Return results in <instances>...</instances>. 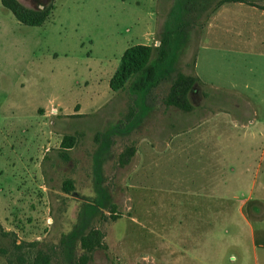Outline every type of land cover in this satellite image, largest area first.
Wrapping results in <instances>:
<instances>
[{
  "label": "rangeland",
  "instance_id": "374dc122",
  "mask_svg": "<svg viewBox=\"0 0 264 264\" xmlns=\"http://www.w3.org/2000/svg\"><path fill=\"white\" fill-rule=\"evenodd\" d=\"M16 1L48 16L0 3V264H264V0ZM168 17L200 22L197 40L148 90L110 91Z\"/></svg>",
  "mask_w": 264,
  "mask_h": 264
},
{
  "label": "trees",
  "instance_id": "16d2710c",
  "mask_svg": "<svg viewBox=\"0 0 264 264\" xmlns=\"http://www.w3.org/2000/svg\"><path fill=\"white\" fill-rule=\"evenodd\" d=\"M0 3L19 23L25 26H40L48 16V10L41 13L29 11L21 6L16 0H0ZM225 3H241V0H220L217 2V5L221 6ZM172 23L173 19L170 17L165 20L162 29L156 35L157 45L150 46L135 44L124 50L119 59L118 67L109 80L108 86L110 91L113 93H119L126 87H129L130 90L136 93L148 90L151 86H154L157 83L159 80L158 77L162 75L161 68L169 61L173 45L178 43L181 47V51L172 56V62L174 63L177 60L178 55L180 56V53L186 47L190 35L192 34L194 39L197 40L198 35L202 30L201 23L196 19L192 22L181 20L180 25L176 30L171 29ZM195 59L196 43L195 49L187 64V68L189 69L188 73L178 75V79L176 80L177 83L174 87H179V91H175V94L177 92V95L173 94V97L171 98H175L174 105L184 113L192 111V107L187 105L186 102V95L189 87H186L185 85L196 81L194 76ZM72 117L80 118L82 116L76 115ZM74 145L75 138L72 135H64L58 152H60L61 156L66 159L68 152L74 147ZM62 189L64 192L68 193L73 189L72 184L69 181H65ZM95 247L100 249L106 248L104 245L98 243H96ZM31 264H49V258L38 252L33 258Z\"/></svg>",
  "mask_w": 264,
  "mask_h": 264
},
{
  "label": "crops",
  "instance_id": "0c3cea01",
  "mask_svg": "<svg viewBox=\"0 0 264 264\" xmlns=\"http://www.w3.org/2000/svg\"><path fill=\"white\" fill-rule=\"evenodd\" d=\"M45 21H46V20H45ZM45 21H44V22H45ZM44 22H43V23H44ZM43 23H42V24H43ZM40 26H41V25H40ZM137 28H138V27H137ZM134 31L136 32V31H138V29L135 28ZM126 32H127V31H126ZM135 34H136V33H135ZM135 36H136V35H135ZM261 38H264V36L262 35V36L260 37V39H261ZM133 45H135V44H133ZM131 46H132V45H131ZM128 47H129V46H128ZM128 47H126V48H128ZM126 48H125V49H126ZM125 49H124V50H125ZM123 52H124V51H123ZM123 52H122V53H123ZM121 55H122V54H121ZM263 56H264V55H262V56H260V57H263ZM120 57H121V56H120ZM263 58H264V57H263ZM119 59H120V58H119ZM118 64H119V61H118ZM117 67H118V65H117ZM117 67H116V68H117ZM116 68H115V69H116ZM111 76H112V75H111ZM110 78H111V77H110ZM109 80H110V79H109ZM82 111H83V108L81 107L79 113L81 114ZM250 198H251V199H254V201L256 200V198H255L254 196H252V195H249V199H250ZM256 201H257V200H256ZM262 202H263V201H262ZM254 207H255V209L257 208V206H254ZM263 208H264V204H263Z\"/></svg>",
  "mask_w": 264,
  "mask_h": 264
}]
</instances>
